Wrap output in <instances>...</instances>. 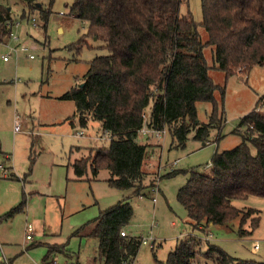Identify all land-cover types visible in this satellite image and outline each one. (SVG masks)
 Segmentation results:
<instances>
[{
    "label": "rangeland",
    "instance_id": "obj_1",
    "mask_svg": "<svg viewBox=\"0 0 264 264\" xmlns=\"http://www.w3.org/2000/svg\"><path fill=\"white\" fill-rule=\"evenodd\" d=\"M73 1L39 0L38 6L48 11L44 27L39 8L21 18L23 3L7 0L17 23L12 29L17 40L8 36L0 40V165L8 175L4 178L0 171V264H103L97 239L80 238L74 233L97 218L100 211L123 200L129 201L133 212L124 232L149 243L141 244L133 264H163L168 253L188 236L201 241L203 249L216 245L235 261L233 264L263 261L264 198L249 196L232 203L242 211L260 212L259 226L254 230L247 221L242 226L244 234L240 235L238 219L226 226L209 225L202 228L204 232L194 230L177 200V192L188 174L166 175L191 169L209 174L215 152L239 145V133L244 132V128H238L240 119L256 107L264 115V103L258 104L264 95V65L252 66L246 75L235 74L225 79L222 71L212 67V47L204 48L209 76L215 84L225 87L222 103L219 91L214 95L223 118L221 126L209 131L206 145L193 140L190 134L184 147L172 146L167 130L162 132L161 139H149L145 158L148 168L143 167L141 183L144 196L139 199L131 190L109 186L110 174L105 168L96 177L89 167L82 178L73 172L71 165L75 160L87 158L93 149L109 144L108 140L93 139L103 133L97 122L88 121L81 127L77 118L72 117L74 102L60 99L72 87L82 84L92 59L108 54L102 41L86 37L87 23L69 15ZM187 14L205 42L207 33L200 25L201 0H183L180 15ZM32 18L37 26H32ZM81 37H85L89 47H82L77 53L73 45ZM24 46L33 59L20 53L18 59L12 55L8 61L2 60L11 49ZM196 111L199 122H208V102H197ZM15 121L20 123L18 132H14ZM138 136V141L146 144V137ZM157 176L159 192L153 203L150 186ZM28 223L34 229L30 242L25 241L24 227ZM256 244L258 250L254 249ZM50 248L53 252L45 260ZM202 259L197 256V260Z\"/></svg>",
    "mask_w": 264,
    "mask_h": 264
},
{
    "label": "trees",
    "instance_id": "obj_2",
    "mask_svg": "<svg viewBox=\"0 0 264 264\" xmlns=\"http://www.w3.org/2000/svg\"><path fill=\"white\" fill-rule=\"evenodd\" d=\"M16 1L25 8L21 18L39 8L45 27L48 11L38 6L39 0ZM182 3L183 0H74L69 6V15L88 24L86 37L102 41L108 51L89 62L81 85L60 97L74 102L72 117L77 118L78 125L85 127L88 121H94L111 134L107 147L95 148L87 158L72 163L77 178L86 174L87 167L93 177L105 168L110 174L109 186L139 195L144 189L141 183L148 148L137 142L143 128L152 131L148 134L152 137L154 132L167 130L172 146L182 148L190 134L193 140L206 145L209 131L221 126L223 118L214 95L219 91L222 103L225 87L215 84L209 76L204 48L212 47V67L222 71L225 79L246 75L252 66L264 65V0H201L200 25L207 33L205 42L191 15H180ZM9 20L14 19L7 0H0V23ZM73 47L78 53L89 45L81 37ZM199 101L211 105L206 123L197 119ZM262 102L264 95L258 104ZM238 126L244 128L239 133V145L215 152L209 174L191 169L166 175L188 174L177 200L194 230L204 232L202 228L209 225L222 226L235 219L240 235L247 221L251 230L259 226V211H242L232 203L249 196L264 198V115L256 107L240 119ZM132 213L129 201H120L100 211L74 235L96 238L104 264H133L142 242L124 232ZM233 262L216 245L203 249L201 241L188 236L168 253L163 264ZM236 264H264V260Z\"/></svg>",
    "mask_w": 264,
    "mask_h": 264
},
{
    "label": "built area",
    "instance_id": "obj_3",
    "mask_svg": "<svg viewBox=\"0 0 264 264\" xmlns=\"http://www.w3.org/2000/svg\"><path fill=\"white\" fill-rule=\"evenodd\" d=\"M31 22H32V25H35V19L34 18H32L31 19ZM17 25V23H15V21L13 20H9V21H6V22H3V23H0V31H2V30H6V31H8L7 33H8V35L12 38V39H17V38H15L13 35H12V28L14 27V26H16ZM12 50V52L16 55L17 54V52H26L28 49L26 48V47H21L20 49H16V48H14V49H11ZM30 59L33 57L32 55H29L28 56ZM10 58V55H5V56H2V60L3 61H8V59ZM14 127H15V131H19L20 130V123L18 122V121H16L15 122V125H14ZM141 134H143V135H145V136H148V134H150L152 131H149V130H147L146 128H143L141 131ZM164 132V131H163ZM165 133V132H164ZM164 133H163V135H164ZM152 135H153V137L155 138V139H161L162 138V132H154V134L152 133ZM111 138V134L108 132V131H103V133H102V136L101 137H99L98 139L99 140H101V141H106V140H108L109 141V139ZM158 141V140H157ZM176 163L174 162L173 164H172V166L173 165H175ZM158 181H159V177L157 176L156 177V179L154 180V183H153V185L151 186V200H152V202H155V200H156V195L158 194V192H159V188H158ZM25 241L26 242H30V241H32L33 240V236H34V229H33V226L31 225V224H26L25 225ZM121 235H124V232H122L121 233ZM141 242H142V244H149L148 243V241L146 240V239H142L141 240ZM150 247L151 248H153L154 247V243L153 242H151L150 243ZM254 249L255 250H258L259 249V246H258V244H256L255 246H254Z\"/></svg>",
    "mask_w": 264,
    "mask_h": 264
},
{
    "label": "crops",
    "instance_id": "obj_4",
    "mask_svg": "<svg viewBox=\"0 0 264 264\" xmlns=\"http://www.w3.org/2000/svg\"><path fill=\"white\" fill-rule=\"evenodd\" d=\"M32 26H37L36 25V23H35V25H32ZM13 29V28H12ZM11 29V30H12ZM5 36H8L9 38H11L9 35H8V33H7V31L6 30H2V31H0V40H3V38H5ZM12 39V38H11ZM14 40H17V39H14ZM25 47V46H24ZM27 48V47H26ZM16 49H20V48H16ZM28 49V48H27ZM29 49L26 51V52H17V54L15 55L13 52H12V50L10 51V53L8 54V55H10V57H12V55L16 58V59H18V57H19V54L20 53H23V54H25V55H27V57L29 56V55H31V54H29ZM29 58V57H28ZM30 59V58H29ZM31 59H33V57L31 58ZM16 122V121H15ZM14 132H18V131H15V127H14ZM83 135V133L82 132H80L79 133V136H82ZM139 135H142V136H144V137H146V145L148 144V141H149V139H154L151 135H148V136H145V135H143V134H141V132H139ZM102 136V134L101 135H96L95 137H93V139L94 140H99L98 138L99 137H101ZM138 138H139V136L137 137V142L138 143H140L139 141H138ZM154 140H156V139H154ZM99 141H101V140H99ZM152 141V140H151ZM150 141V142H151ZM209 143V142H208ZM140 144H142V143H140ZM202 145H204L203 143H202ZM148 146V145H147ZM5 159L7 160V161H9V157H8V155H5ZM147 163V164H146ZM144 164L145 165H143V167L144 166H146L147 168H148V162H146V161H144ZM147 168H146V170H145V173H147L148 174V171H147ZM0 171H1V175H2V177H6L7 178V174H6V170H5V168H4V166L3 165H0ZM146 175V174H145ZM11 179H13V178H11ZM154 182V181H153ZM152 186V185H151ZM143 194L141 193V195H138V198L139 199H142L143 198ZM153 203H155V202H153ZM21 210H22V207L20 208ZM224 226H226V225H224ZM24 229H25V227H24ZM80 238H87V237H80ZM142 240V239H141ZM154 243V242H153ZM34 245H32V247H33ZM55 250V249H54ZM60 251H63L62 249H59ZM53 252V248H50L49 250H48V252H47V256H46V258H45V260H49V256L51 255V253ZM104 264V263H103Z\"/></svg>",
    "mask_w": 264,
    "mask_h": 264
}]
</instances>
